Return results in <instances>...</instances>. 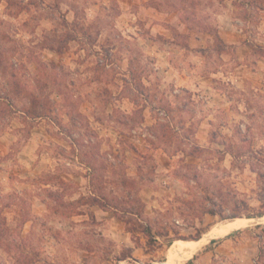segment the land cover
Segmentation results:
<instances>
[{"label":"rangeland","instance_id":"374dc122","mask_svg":"<svg viewBox=\"0 0 264 264\" xmlns=\"http://www.w3.org/2000/svg\"><path fill=\"white\" fill-rule=\"evenodd\" d=\"M166 1L0 0V50L25 87L0 63V264L162 263L174 240L231 228L205 210L237 200L248 226L171 264H264V0H187L196 21ZM181 73L193 89L175 90ZM31 94L53 111L23 113ZM159 123L179 137L168 148ZM136 196L151 236L122 220Z\"/></svg>","mask_w":264,"mask_h":264},{"label":"trees","instance_id":"16d2710c","mask_svg":"<svg viewBox=\"0 0 264 264\" xmlns=\"http://www.w3.org/2000/svg\"><path fill=\"white\" fill-rule=\"evenodd\" d=\"M187 0H179V2H169L166 1L165 4H170L173 6L174 9H176L177 11L181 12L182 17L186 20V21H191L194 18V21L196 16H193L192 12H189L188 8L185 6V2ZM153 6L156 5V7H161L160 3H156L154 5V3H152ZM205 31H208L210 33L213 34V36L217 39L220 40L221 42H223L220 33L218 31V29L215 28H204ZM57 47H59V44H56ZM60 48H57V50L59 51ZM262 53L264 54V51H262ZM264 57V55H263ZM0 63H2V66L4 68H6V73H8L9 77L15 78V81L12 83V91L13 93H15L16 95H21L23 90H24V84L22 83L21 79H19V75L18 72L16 70H9V67L7 64H9V56L5 55L3 50H0ZM55 66V64H53ZM52 103H54L53 101H51L48 97H46L44 94H41L39 96H34V95H30L28 100H26V102L24 103V108H23V113L25 114H32V115H36L39 116L41 114H50L53 111V107H52ZM27 104H30V106H27ZM159 128L157 130H154V134L157 140L160 141V144H157L155 142V147L159 148V147H164V148H168V145H172V143H174L175 141H177V139L179 138L177 136V132L176 130H174L173 127L170 126V124H166V123H159ZM183 129L185 130V128L183 127ZM183 130V131H184ZM159 145V146H158ZM180 148V146H179ZM177 148V150L179 149ZM95 153H99L100 152V148L95 147ZM182 149V148H180ZM204 148H202L201 146L197 145V146H193V148L190 151H186L187 155L190 156H200V154L204 151ZM166 150V149H165ZM168 150V149H167ZM166 150V151H167ZM176 150V149H175ZM175 150L173 151H168L170 154L175 155L176 152ZM176 150V151H177ZM184 151V150H183ZM229 153H231L232 155H234V152L232 150H227ZM185 153V151H184ZM94 156V155H93ZM89 167H91V169H93V166L90 165ZM197 175H195L196 177ZM128 179L125 178L122 181V185L124 187H129L130 183H133L132 181L129 182L127 181ZM212 204H214L215 206L217 204L213 203L211 201ZM92 204L94 205H98L103 209H108L110 208H114V209H118V205L116 204V202L113 200H110L108 198H106L105 196L102 197H94L92 198ZM133 204H135V206L138 207V209L135 211H130L129 213L131 214H135L137 215V218H122L123 222L125 223V226L127 228L128 231L132 232L134 230H136L138 227L143 228L145 233L148 236H151V228L150 226H148V222H146V215L144 213V208H145V204L143 203V201L141 200V198L139 196H136V198H134ZM225 205L226 203H223L220 205V207L214 209V210H205L206 212H209L213 215H218L221 219H234L236 217H241L243 215V212H241L239 209L241 208V206L245 205V202H243L242 200H237L235 201L233 207H232V213L231 214H227L225 212ZM117 211V210H115ZM249 217H253L252 214H247ZM259 215V214H258ZM263 215V212H260V216ZM146 222V226H144V223ZM264 227V226H263ZM6 235V230L2 229V223H0V242L3 238H5ZM153 237V236H152ZM218 239L214 238L211 240L212 243L217 242ZM264 249L261 248L260 252L263 253Z\"/></svg>","mask_w":264,"mask_h":264},{"label":"bare ground","instance_id":"6f19581e","mask_svg":"<svg viewBox=\"0 0 264 264\" xmlns=\"http://www.w3.org/2000/svg\"><path fill=\"white\" fill-rule=\"evenodd\" d=\"M251 221H252V219H248V218H235L231 222V225L234 224L231 228L227 229V227H228V225H227L223 228H220L218 231H213L212 233L207 235L205 239H207V241H208V239L211 237H222L223 234L228 235V234H230V232H232V230L240 229V228H244V227L248 226L251 223ZM225 231H227V232H225ZM205 239L203 238L201 240L195 241L193 244L190 241H185V240H180V239L174 240L169 246V259L167 261H164L162 263L160 262L158 264H171L170 256L174 252H178L179 254H184V255L192 254L193 250H195L199 246H203L205 243H207V241H204ZM191 244H192V246H191ZM190 248H191V250H190Z\"/></svg>","mask_w":264,"mask_h":264},{"label":"crops","instance_id":"0c3cea01","mask_svg":"<svg viewBox=\"0 0 264 264\" xmlns=\"http://www.w3.org/2000/svg\"><path fill=\"white\" fill-rule=\"evenodd\" d=\"M222 27V26H221ZM219 33H221L222 34V30H221V32L219 31ZM220 34V36L222 37V35ZM222 39H223V37H222ZM169 53V52H168ZM163 71H166V73H168V72H170V71H172V70H163ZM180 75V77L178 78V80L176 79V81H179V79L181 80V84H176L175 85V87H176V91H178L179 90V88L180 87H186V88H192V86L190 85V84H192L191 82H190V78L188 77V76H185V77H182L183 76V73H181V74H179ZM179 85H182V86H179ZM193 89V88H192ZM192 242V244L195 242V241H191ZM192 244H191V246H192ZM202 246H199L197 249H195V250H193V253L195 252V251H197L199 248H201ZM190 250H191V248H190ZM192 253V254H193Z\"/></svg>","mask_w":264,"mask_h":264},{"label":"built area","instance_id":"2783aa9c","mask_svg":"<svg viewBox=\"0 0 264 264\" xmlns=\"http://www.w3.org/2000/svg\"><path fill=\"white\" fill-rule=\"evenodd\" d=\"M157 264L159 263V262H156ZM156 263H152V264H156Z\"/></svg>","mask_w":264,"mask_h":264}]
</instances>
